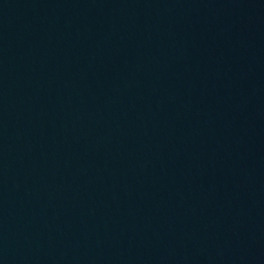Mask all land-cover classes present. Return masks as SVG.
Masks as SVG:
<instances>
[{"label": "water", "instance_id": "obj_1", "mask_svg": "<svg viewBox=\"0 0 264 264\" xmlns=\"http://www.w3.org/2000/svg\"><path fill=\"white\" fill-rule=\"evenodd\" d=\"M0 264H264V0H0Z\"/></svg>", "mask_w": 264, "mask_h": 264}]
</instances>
